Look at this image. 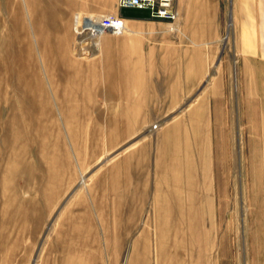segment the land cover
I'll return each mask as SVG.
<instances>
[{
    "label": "rangeland",
    "instance_id": "1",
    "mask_svg": "<svg viewBox=\"0 0 264 264\" xmlns=\"http://www.w3.org/2000/svg\"><path fill=\"white\" fill-rule=\"evenodd\" d=\"M117 7L0 0V264H264L255 0H224L220 51L173 106L155 52L146 118L103 98L130 54L73 31L75 12Z\"/></svg>",
    "mask_w": 264,
    "mask_h": 264
},
{
    "label": "crops",
    "instance_id": "2",
    "mask_svg": "<svg viewBox=\"0 0 264 264\" xmlns=\"http://www.w3.org/2000/svg\"><path fill=\"white\" fill-rule=\"evenodd\" d=\"M172 4L178 13L175 23L153 19L148 9L117 7V14L126 19L130 28L122 35L105 33L101 38V48L106 52L120 43V49L130 54L124 57L129 60L128 67L125 66L128 71L115 79L113 93L103 97L115 102V111L119 102L120 112H116L119 116H151L155 52L160 48L161 84L169 85L161 91L172 94L167 100L170 106L183 99L204 78L210 55L220 51L219 41L228 18L223 11L224 0H172ZM155 22L160 24V29L138 27ZM254 22L256 50L264 53V0H255Z\"/></svg>",
    "mask_w": 264,
    "mask_h": 264
},
{
    "label": "built area",
    "instance_id": "3",
    "mask_svg": "<svg viewBox=\"0 0 264 264\" xmlns=\"http://www.w3.org/2000/svg\"><path fill=\"white\" fill-rule=\"evenodd\" d=\"M118 7H136L150 10L151 16L156 19L168 18L174 19L175 12L172 9V0H117ZM93 17V18H92ZM88 23L93 25L90 29L89 36L100 39L105 33L121 34L126 28V19L115 14H92L82 15L75 12L73 15L74 33L79 38L80 28L83 32L88 29L82 28V24ZM88 34V33H86ZM89 39H87L88 41ZM78 45L80 40L78 39ZM89 50H92L91 48ZM157 128V125H154Z\"/></svg>",
    "mask_w": 264,
    "mask_h": 264
}]
</instances>
